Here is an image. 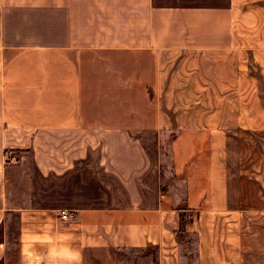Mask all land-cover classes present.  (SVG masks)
<instances>
[{
	"label": "crops",
	"instance_id": "crops-1",
	"mask_svg": "<svg viewBox=\"0 0 264 264\" xmlns=\"http://www.w3.org/2000/svg\"><path fill=\"white\" fill-rule=\"evenodd\" d=\"M249 59L264 0H0V264H182L185 213L196 264H264L224 160Z\"/></svg>",
	"mask_w": 264,
	"mask_h": 264
},
{
	"label": "rangeland",
	"instance_id": "rangeland-1",
	"mask_svg": "<svg viewBox=\"0 0 264 264\" xmlns=\"http://www.w3.org/2000/svg\"><path fill=\"white\" fill-rule=\"evenodd\" d=\"M248 77L255 78L254 81L249 80V84H244L248 89V98H243L242 106L246 112L243 115L245 119L246 128H235L226 132L227 140L225 146V162L227 171V182L229 184V197H231V204H235L238 198L243 201V206L248 209H262L264 210V129L253 126L252 120L255 122L260 120L258 115H253V109L248 107L257 106L262 112L264 118V71L253 59L247 61ZM254 82L257 90L254 91ZM255 88V89H256ZM259 97H256V95ZM254 95V97H252ZM247 107V108H246ZM256 108V107H255ZM250 114H247V113ZM214 122V120L212 121ZM216 122H214L215 124ZM260 126H263V125ZM250 126L255 127L254 129ZM174 134V130L164 133V146L162 151L165 153V167L168 141ZM175 185L170 179H166L161 183V188L165 186L171 187ZM180 186H178L179 188ZM181 191V189H178ZM250 212V210L248 211ZM256 224H259V217H253V213H248ZM259 214V213H258ZM257 214V215H258ZM188 214H183V218L187 220ZM195 238L191 234H180V251L184 255L182 264H196L195 263ZM152 250L147 248L145 250H123L120 251V257L124 260H129L133 264H139L142 257L143 262H148L151 259ZM146 255L144 259L143 256ZM153 256V255H152ZM146 264V263H143Z\"/></svg>",
	"mask_w": 264,
	"mask_h": 264
},
{
	"label": "trees",
	"instance_id": "trees-1",
	"mask_svg": "<svg viewBox=\"0 0 264 264\" xmlns=\"http://www.w3.org/2000/svg\"><path fill=\"white\" fill-rule=\"evenodd\" d=\"M174 134L172 133V136H173ZM161 150H162V148H161ZM163 152V151H162ZM185 222H186V220L183 218V216L182 215H180L179 216V229H178V232H177V238H178V236H180V234H183V233H185L184 232V224H185Z\"/></svg>",
	"mask_w": 264,
	"mask_h": 264
},
{
	"label": "built area",
	"instance_id": "built-area-1",
	"mask_svg": "<svg viewBox=\"0 0 264 264\" xmlns=\"http://www.w3.org/2000/svg\"><path fill=\"white\" fill-rule=\"evenodd\" d=\"M70 217H73V214L72 212H68V211H60L59 212V218L60 219H67V218H70Z\"/></svg>",
	"mask_w": 264,
	"mask_h": 264
}]
</instances>
